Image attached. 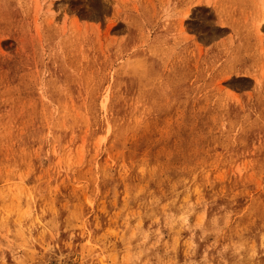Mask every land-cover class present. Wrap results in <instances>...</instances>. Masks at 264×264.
I'll use <instances>...</instances> for the list:
<instances>
[{
	"label": "rangeland",
	"instance_id": "obj_1",
	"mask_svg": "<svg viewBox=\"0 0 264 264\" xmlns=\"http://www.w3.org/2000/svg\"><path fill=\"white\" fill-rule=\"evenodd\" d=\"M98 259L264 264V0H0V264Z\"/></svg>",
	"mask_w": 264,
	"mask_h": 264
},
{
	"label": "bare ground",
	"instance_id": "obj_2",
	"mask_svg": "<svg viewBox=\"0 0 264 264\" xmlns=\"http://www.w3.org/2000/svg\"><path fill=\"white\" fill-rule=\"evenodd\" d=\"M100 258V257H99ZM99 260V259H98ZM98 262H100V264H106V262L105 261H103V260H99Z\"/></svg>",
	"mask_w": 264,
	"mask_h": 264
}]
</instances>
